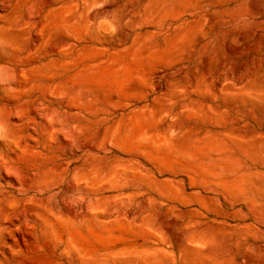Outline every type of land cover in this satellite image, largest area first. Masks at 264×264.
Masks as SVG:
<instances>
[{"label": "rangeland", "instance_id": "obj_1", "mask_svg": "<svg viewBox=\"0 0 264 264\" xmlns=\"http://www.w3.org/2000/svg\"><path fill=\"white\" fill-rule=\"evenodd\" d=\"M39 4L14 0L9 13L20 20ZM58 4L36 43L30 26L17 39L0 28V72L20 84L6 90L0 80V192L14 189L2 165L10 180L38 173L33 199L9 192L0 202V256L264 264V0ZM57 44L64 48L50 61ZM21 56L28 66L56 62L59 77L40 68L15 77ZM36 108L46 120L32 116Z\"/></svg>", "mask_w": 264, "mask_h": 264}, {"label": "bare ground", "instance_id": "obj_2", "mask_svg": "<svg viewBox=\"0 0 264 264\" xmlns=\"http://www.w3.org/2000/svg\"><path fill=\"white\" fill-rule=\"evenodd\" d=\"M64 1H67V0H64ZM16 2V1H15ZM60 2V0H40V4L38 5V6H36V5H33V6H31V5H29L27 8H26V10H25V12H24V16H23V18L22 19H20V20H14V19H12V17H11V15H10V13L9 12H11V8L13 7V4H14V0H0V28L3 30V32H5L6 33V35H8V36H10V37H12V38H14V39H17V36H19V35H21L23 32H24V30L28 27V26H30V29H31V31L33 32V36H34V42L36 43L37 41H39L40 40V33L42 32H39L40 30H43V28L45 29V25H46V22H48L47 21V19H48V17L50 18V16H49V14L52 12V11H54L55 9H57V5H59L58 3ZM67 3H69V2H67ZM16 5V4H15ZM22 6V5H21ZM24 6V5H23ZM15 7V6H14ZM19 8V7H18ZM76 9V8H75ZM56 11V10H55ZM18 12V11H17ZM51 15V14H50ZM84 16V15H83ZM72 19V18H71ZM51 20H52V18H51ZM83 20V19H82ZM84 21V20H83ZM51 22V21H50ZM48 25V24H47ZM69 25V24H68ZM45 26V27H44ZM4 33V34H5ZM44 34V33H43ZM41 35H42V33H41ZM8 36H6V37H8ZM42 38V37H41ZM50 39H52V38H50ZM11 40V39H10ZM13 40V39H12ZM68 42H66L65 44H62V45H64V47H65V45L67 44ZM68 44H71V42L70 43H68ZM68 44H67V46H68ZM35 45V44H34ZM45 45V44H44ZM61 45V46H62ZM59 44H57V45H53V46H51L50 47V50H49V53H48V58H50L49 60L50 61H53V59H55L56 60V57L57 56H59V52H61L62 50H61V47ZM35 47V46H34ZM63 46H62V48H64ZM39 48V47H38ZM37 50V49H36ZM61 50V51H60ZM47 56V55H46ZM46 56H45V59H48V58H46ZM67 56V55H66ZM34 57V56H33ZM24 56H21V61L16 65V68H15V72H14V75H15V77H18V76H20V75H23L27 70H29V69H31V71L32 70H34V68H36V69H41V70H44V73H46L45 72V70L47 71V73L49 74V72H50V74L51 75H53L54 74V76L58 73V69H55L54 67H52L53 65H55L56 64V62H54L55 64H52V65H47L46 66V64H48L49 63V61H47V62H45V61H43V60H41V59H38V60H35V61H33V62H30L31 64L28 66L27 64H25V62H24ZM68 58H69V56H68ZM59 60V59H58ZM69 61H71V62H73L72 60H69ZM66 62H68V61H66ZM71 62H68V64L69 63H71ZM50 63H52V62H50ZM49 63V64H50ZM63 63V62H62ZM67 64V63H66ZM66 64H64V65H66ZM67 64V65H68ZM57 65V64H56ZM59 65H60V62H59ZM62 65V64H61ZM58 66V65H57ZM69 67H70V65H69ZM61 68H63V67H61ZM39 69V70H40ZM65 69H67V68H65ZM37 71V70H36ZM28 72H30V71H28ZM6 73V72H5ZM43 73V72H42ZM64 73V72H63ZM26 74V73H25ZM24 74V75H25ZM49 74V75H50ZM62 74V73H61ZM3 75H4V73L1 71L0 72V80L2 81V83H1V87L3 88V89H6V90H10V89H15V91H17L18 89H16V88H19V85L20 84H18V80L17 81H15L14 82V84L13 85H11V86H9L8 84H6L5 82H4V79H3ZM44 75V74H43ZM46 75V74H45ZM59 73L57 74V76L59 77ZM53 76V77H54ZM51 77V76H50ZM71 77V76H70ZM56 78L57 77H55V78H53L51 81H49L48 82V86H49V88L51 87H54L55 85H56ZM72 78V77H71ZM70 78V79H71ZM64 79V78H63ZM68 79V78H67ZM62 80V79H61ZM65 80V79H64ZM69 80V79H68ZM73 79H71L70 81H72ZM59 82V81H58ZM40 83H42V84H45V83H47L46 81L44 82V80H39V85H40ZM66 83V82H65ZM64 83V84H65ZM57 85H58V83H57ZM57 85L55 86V87H57ZM41 86V85H40ZM43 86V85H42ZM70 86V85H69ZM31 87H32V85H31ZM48 88V87H47ZM28 89V88H27ZM54 89H56V88H54ZM26 90V89H25ZM30 90V89H29ZM5 91V90H4ZM32 91V90H31ZM74 96V95H73ZM71 98V97H70ZM72 104V103H71ZM32 116L35 118V119H38V120H41V121H44V120H46V116L44 115V114H42L41 113V111H40V109L39 108H36L34 111H33V114H32ZM48 117H50V119H51V121L53 120V121H55V120H57V114L55 113V112H53V111H50L49 112V114H48ZM67 118H68V120H69V125H68V129H69V134L67 135V137L68 138H70V139H72L73 138V136H72V121H73V116H72V113L70 112V113H67ZM14 120L15 121H17V122H22V121H24L25 120V118H24V116L23 115H16L15 117H14ZM51 122L50 124H47V129H48V131L50 132V133H55L57 130H59V127H57L56 128V125H58V124H56L55 125V123L54 122ZM56 122V121H55ZM33 129V128H32ZM108 131V130H107ZM105 133H107V132H105ZM107 135V134H106ZM126 135V134H125ZM124 135V136H125ZM112 136V135H111ZM110 136V137H111ZM123 136V135H122ZM150 136V135H149ZM167 137V136H166ZM125 138V137H124ZM201 139H203V138H201ZM106 142H107V140H106ZM109 142V141H108ZM167 142V141H166ZM89 143V142H88ZM61 144V143H60ZM155 144H157V143H155ZM159 144V143H158ZM93 146H95V145H93ZM157 146V145H156ZM164 146V145H163ZM70 151H69V153L70 154H73L74 153V148H73V146H71L70 147V149H69ZM174 150H176V149H174ZM143 153V152H142ZM187 154V153H186ZM146 155V154H145ZM100 156V155H99ZM183 156V155H182ZM101 157H104V156H101ZM190 157V156H189ZM225 158H226V156H225ZM224 158V159H225ZM86 159V158H85ZM68 162V161H67ZM101 163V162H100ZM61 165V164H60ZM92 165V164H91ZM90 165V166H91ZM99 165V164H98ZM65 167V166H64ZM68 167V166H67ZM77 167V166H76ZM187 168V167H186ZM57 169H59V168H57ZM1 170H2V176H4V178H5V180H9L8 181V184H10V185H12L13 186V188L14 189H12V190H10V191H3V192H0V202L4 199V198H6V197H8L9 196V192L11 193V197L12 198H14L15 200H19L20 202L21 201H23V200H25L26 198L28 199V197H31L32 199L36 196V193L35 192H31L29 189V186H30V181L32 182L34 179L36 180V178L38 177V173H32V174H29V175H26V176H21L20 177V175L18 176V175H16L12 180H10V178H8V174H7V169H6V165H2L1 166ZM101 172V171H100ZM139 172V171H138ZM42 173V172H41ZM95 173V172H94ZM98 174V173H97ZM100 174V173H99ZM141 174V173H140ZM41 174H39V176H40ZM152 175V174H151ZM42 176V175H41ZM99 176V175H98ZM140 176V175H139ZM43 178V177H42ZM73 178V177H72ZM92 178H93V176H92ZM146 178V177H145ZM150 178V177H149ZM152 178V177H151ZM72 180V179H71ZM145 180V179H144ZM135 181V180H134ZM148 181V180H147ZM154 181H156V179L154 180ZM150 182V181H149ZM45 183V182H44ZM76 183V182H75ZM107 183V182H106ZM135 183V182H134ZM151 183V182H150ZM34 184V183H33ZM73 185H75V184H72V185H70L69 187H71V188H73ZM102 185V184H101ZM100 185V186H101ZM151 185H154V183L153 184H151ZM32 187H33V185H32ZM87 187V186H86ZM144 192V191H143ZM148 192V191H147ZM132 194V193H131ZM142 194V193H141ZM133 195H135V194H133ZM132 195V196H133ZM148 197V196H147ZM146 197V198H147ZM153 197V196H152ZM31 198H30V200H31ZM38 198V197H37ZM7 199H9V197L7 198ZM26 199V200H27ZM12 200V199H11ZM39 200V199H38ZM37 200V201H38ZM8 202V201H7ZM10 202V201H9ZM19 203V202H18ZM147 203V202H146ZM149 203V202H148ZM16 204V203H15ZM20 204V203H19ZM28 204V203H27ZM142 204V203H141ZM155 204V203H154ZM17 205V204H16ZM57 206H58V204H56ZM144 205V204H143ZM50 206H51V204H50ZM146 206H147V204H146ZM27 207V206H26ZM48 208V207H47ZM100 208V207H99ZM33 209V208H32ZM39 209H40V207H39ZM39 209L37 208V209H35L34 210V212H38L39 213ZM48 209H50V208H48ZM29 210H30V208H29ZM40 210H42V209H40ZM45 210V209H44ZM146 210V209H145ZM26 211L27 210H25V209H22V213L23 214H26ZM47 211V210H46ZM67 211H68V213L69 214H71V215H77V213H75V211H71V209L70 210H68L67 209ZM30 212V211H29ZM33 212V211H32ZM52 212V211H51ZM59 213H60V211H58ZM89 212V211H88ZM37 213V214H38ZM54 213V212H53ZM59 213L57 214V215H59ZM81 213V212H80ZM31 214V213H30ZM79 214V213H78ZM90 214V213H89ZM92 214V213H91ZM130 214V213H129ZM62 215V214H61ZM40 216V215H39ZM56 216V215H55ZM66 216V215H65ZM79 216H81V214L79 215ZM57 217V216H56ZM67 217V216H66ZM69 217V216H68ZM76 217V216H75ZM78 217V216H77ZM63 218H64V215H63ZM88 218V217H87ZM93 218V217H92ZM91 218V219H92ZM115 218V217H114ZM118 218V217H117ZM68 219V218H67ZM135 219V218H134ZM102 220V219H101ZM4 221V220H3ZM69 221V220H68ZM128 221V220H127ZM132 221V220H131ZM139 221V220H138ZM49 222V221H48ZM116 222V221H115ZM129 222V221H128ZM133 222V221H132ZM76 224V223H75ZM133 224V223H132ZM51 225V224H50ZM132 226V225H131ZM138 226V225H137ZM144 226V225H143ZM53 228V227H52ZM68 230V229H67ZM7 232V231H6ZM13 232V231H12ZM71 232V231H70ZM4 234H5V230H4ZM52 234V233H51ZM11 236V235H10ZM51 236V235H50ZM8 237V236H7ZM72 237V236H71ZM72 240V239H71ZM70 240V241H71ZM69 241V240H68ZM69 243V242H68ZM62 244V243H61ZM71 244H72V242H71ZM66 245H67V243H66ZM68 246H69V244H68ZM73 246H74V244H73ZM135 246V248H136V250H137V246L136 245H134ZM139 247V246H138ZM126 248V247H125ZM134 248V249H135ZM140 248V247H139ZM144 248V247H143ZM147 248H150V247H147ZM146 247H145V250H143L144 252L146 251V250H149V249H147ZM156 248V247H155ZM9 249V248H8ZM68 249H70V248H68ZM72 249V248H71ZM122 249H124V248H122ZM127 249V248H126ZM141 249V248H140ZM10 250V249H9ZM67 250V249H66ZM6 251H8V250H6ZM11 251V250H10ZM68 251V250H67ZM75 251V250H74ZM9 252V251H8ZM78 252V251H77ZM116 252V251H115ZM118 252V251H117ZM122 252V251H121ZM123 252H125V251H123ZM129 252V251H128ZM11 253V252H10ZM9 253V254H10ZM79 253V252H78ZM114 253V252H113ZM2 254V253H1ZM122 254V253H121ZM3 255V254H2ZM142 255V254H141ZM92 256V255H91ZM79 257V256H78ZM93 257V256H92ZM103 257V256H102ZM89 258V257H88ZM73 259V258H72ZM82 259V258H81ZM69 260V259H68ZM97 260H100V259H98L97 258ZM56 261V260H55ZM54 260H53V262H55ZM86 262V261H85ZM80 263V262H79ZM0 264H9V255H4V256H0ZM61 264V263H60Z\"/></svg>", "mask_w": 264, "mask_h": 264}]
</instances>
